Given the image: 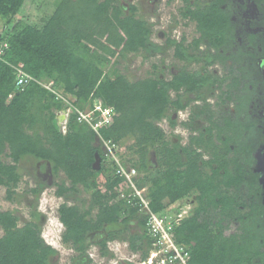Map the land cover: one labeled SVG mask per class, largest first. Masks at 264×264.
Listing matches in <instances>:
<instances>
[{"label":"trees","instance_id":"trees-1","mask_svg":"<svg viewBox=\"0 0 264 264\" xmlns=\"http://www.w3.org/2000/svg\"><path fill=\"white\" fill-rule=\"evenodd\" d=\"M26 1L0 0V42L6 43L0 56V186L7 197L15 195L24 163L42 162V170L49 167L55 176L63 172L69 181L54 184L55 194L65 200L58 216L64 226L61 240L74 251L70 264H91L89 250L95 245L103 256H112L108 243L115 240L128 242L146 260L153 241L147 216L139 205L119 198L130 184L117 172V161L107 158L106 140L117 146L124 167L137 169L135 182L147 188L152 212L173 213L171 205L194 197L191 213L174 226L176 241L189 248V264H264V191L260 173L252 169L257 161L253 150L263 133L249 115L239 119L248 114V85L254 83L246 81L244 72L233 76L231 70L227 77L208 72L220 54L200 50L205 38L218 50L232 27L220 7L223 0L196 9L184 0L183 15L197 22L201 36L188 46L166 41L163 49L174 47L175 57L186 64L170 79H130L119 68L130 55L159 50L151 40L152 23L138 15L136 5L57 0L38 25L15 19ZM193 63L201 71L187 68ZM19 70L32 77L20 86ZM216 87L222 89L221 102H235L236 118L224 115L214 121L218 113L207 99ZM96 100L114 109L112 122L97 130L79 121L76 112L93 109ZM194 100L203 104L182 122L192 132L188 142L176 135L168 138L159 122L168 118L174 128L173 112ZM65 110L69 119L63 132L58 114ZM203 114L210 122L204 129L198 121ZM130 137L132 143L124 145ZM124 149L135 157H126ZM46 185L39 181L29 189L35 201ZM80 186L90 192L89 199L81 197ZM33 206L22 225L15 212L0 209V264H54L58 250L42 236L44 215Z\"/></svg>","mask_w":264,"mask_h":264},{"label":"rangeland","instance_id":"rangeland-1","mask_svg":"<svg viewBox=\"0 0 264 264\" xmlns=\"http://www.w3.org/2000/svg\"><path fill=\"white\" fill-rule=\"evenodd\" d=\"M57 0H27L25 5L22 7L20 12L18 13L17 17L15 19H22L25 22H30L38 25H42L45 23L47 18L51 15L53 12L55 6H56ZM122 4L125 6L129 5H136L138 7V15H142L146 19H148L150 22H156L157 16H159L160 13V4L162 0H121ZM171 5H173V11L176 9L178 10V6H180L179 10L181 9V6H183L182 1L174 0L172 3H166L165 7L168 8ZM183 9V7H182ZM160 20V19H159ZM4 21V22H3ZM2 24H4L6 21L3 19ZM173 21V20H172ZM187 23L185 25L180 24L177 28L179 33H185L189 39H192L195 36H198L197 31L194 27V22L186 21ZM184 23V22H183ZM1 24V22H0ZM159 24L158 26H155V32L152 36V40L156 42L157 44L161 45L163 42V39L159 37L157 34L159 31ZM166 23H164V26ZM163 45V44H162ZM173 49H170L166 51L165 54H160L159 51H150V52H140L136 55H130L127 60H122L121 64L119 65L120 70L125 73L130 79H141L148 76H160L165 79H170L172 76L173 70L177 72V70H180L183 68L186 64L184 62L179 61L173 54ZM155 66V67H154ZM190 70H195L197 66L189 65L187 67ZM222 67H218L217 74L219 76H222L221 74L226 75L227 70L223 69ZM258 78V79H257ZM251 81L255 84V90L257 94H255V97H258L260 100L256 101L258 105H254L252 108V113L257 114L260 116L261 112L264 110V85L261 86L259 84V81H261V78H259L257 75L256 77L253 75L251 77ZM226 86H223L222 89H226ZM221 91L215 92L216 95H218ZM172 96H175V93L172 92ZM225 97V95L223 94ZM217 96V101L212 96L210 107L211 109L218 113L219 110L217 109L219 107L220 114L218 113L217 116L214 118V121L219 123L220 122V116L224 115H232L233 110L235 109V102L234 101H223L221 102L220 98ZM223 97V99H224ZM213 101L216 102V108L213 105ZM195 102H191L187 110L179 111L175 113L173 112L172 116L176 119L178 122L177 125L174 128L170 127L169 119L164 118L159 123L164 128L166 135L168 138H171V136H180L182 139V143L185 144L189 140V135L192 133L191 130H188L187 128L183 127L181 120L186 119L188 120V116L191 115L190 110L192 111V108L194 106ZM202 105V104H201ZM200 105V106H201ZM217 109V110H216ZM250 111V108L248 109ZM172 112V111H171ZM215 114V113H214ZM206 116L203 114L200 116V119L198 120L199 123L203 126V129L205 126H210V122L205 118ZM58 123L60 126V129L63 132L67 131V122L69 119L67 110L59 112L58 114ZM252 118V117H251ZM198 133V132H196ZM194 133V134H196ZM133 138H127L124 141V145L131 144ZM122 153L126 157H135V154L127 150H122ZM233 154V153H231ZM261 150H258L257 153V162L253 165L252 169L254 171L262 170L263 169V161L264 156L261 155ZM154 160H155V156ZM6 161H9L7 158ZM42 162H37L33 159H29L27 162L24 163L22 169H23V177L21 181L19 182V185L16 189L15 195H13L12 199L7 197L6 188L4 186H0V209L1 210H10L15 212L20 217V224L22 225L25 221L29 220L31 217V211L34 209V204H36V208L38 211L42 212L44 215V221L42 223V236L44 237L45 241L52 245L54 248L58 250V256L54 258V264H70L71 257L74 255V251L72 248L63 243L61 241V235L64 231V226L59 220L58 216V208L61 203H63L65 200L62 197H58L55 194L56 190V183H60L62 181L69 184V181L66 179L63 172H60L57 176H55L50 168H46V170H42L43 168ZM259 168V169H258ZM264 170V169H263ZM263 181H264V171L262 173ZM39 181L45 182L47 185L44 188L43 192H41V195L37 201H35L34 196L32 193L29 192V189L36 186ZM260 181V180H259ZM261 183V182H260ZM263 183V184H262ZM262 188L264 191V182H262ZM81 188V197L85 199H89L90 192ZM243 195L246 193L245 188L241 189ZM28 192V193H27ZM27 193V194H26ZM147 194V188L144 191V195ZM264 194V192H263ZM69 203L72 201H68ZM180 204L185 205V208L189 209V212L192 211L195 200L194 197L185 198L180 200ZM172 206L169 207L171 209ZM171 213V212H170ZM175 214V213H172ZM229 231V230H228ZM3 229L0 226V236L3 235ZM128 243L125 242H119L114 241L113 247L115 248L114 251L117 253L116 257L112 259V264H116L117 261H128L127 256H129L128 259L130 260H138L140 262V255H133L131 251L129 250V247H127ZM113 251V252H114ZM94 254V252H92ZM97 259V257H95ZM109 264V263H108ZM125 264V263H121Z\"/></svg>","mask_w":264,"mask_h":264},{"label":"flooded vegetation","instance_id":"flooded-vegetation-1","mask_svg":"<svg viewBox=\"0 0 264 264\" xmlns=\"http://www.w3.org/2000/svg\"><path fill=\"white\" fill-rule=\"evenodd\" d=\"M179 2L182 1L183 6H181V9L179 10L180 6H178V10L176 9L173 11L174 7L171 5L170 7L166 8L165 4L166 3H172L174 0H162L160 4V13L159 16H157L156 22H151L152 23V35H151V40L152 36L155 32L154 27L158 26L159 24V31L158 35L163 39V42L161 45L157 44L156 42H153L156 44L157 47H159V53L160 54H165L166 51L173 49L172 48H167L163 49L166 45V41L169 39L175 40L176 42H182L184 45L188 46L191 45L192 42L195 39L200 38L201 33L197 29V22L193 21L190 19V17H185L183 15V9L182 7L185 6V1L184 0H178ZM216 0H189L191 8L196 9L197 7L204 8L206 5L212 4V2H215ZM221 9L225 10L227 14L230 16V21H231V29L227 31V37L225 38L224 42L218 47V50L211 45V41L205 38L202 43H200V50L201 51H209L213 55H217V51L219 55V59L215 63L210 64L207 66V71L213 74H217V68L222 67L223 69L227 70V74H221V77H227L229 75V71L232 70L233 76H240L242 72H244L247 76H249L248 79H246L247 82L251 81V77L256 75L261 78V81H259V84L261 86L264 85V0H223L222 3H220ZM160 19V20H159ZM173 20V21H172ZM194 22V27L195 30L198 33V36L193 37L192 39H189V37L183 32L179 33L178 26L180 24L185 25L187 22ZM184 22V23H183ZM164 23L166 25L164 26ZM174 54V51H173ZM175 56V55H174ZM178 59V58H177ZM181 61L180 59H178ZM184 62V61H181ZM192 65L197 66L195 70L192 71H201V65L199 63H193ZM221 68V70H222ZM190 70V69H189ZM178 71V70H177ZM173 74L176 73V71L173 70ZM218 75V74H217ZM258 79V78H257ZM231 80V79H230ZM226 80L223 84L224 86L226 85L227 81ZM249 89L251 90V97H250V102L248 105V109L250 108V111L248 110V114L242 113L241 117L239 119H245L248 115L250 119L255 122V125H257L258 128H261L262 133H263V139L260 141V143L255 146V150H253V155L256 157L258 150H261L262 154L264 155V110L261 112L260 116H258L256 113H252V108L254 105H258L256 101L260 100L258 97H255L256 92L255 90V84L248 85ZM217 89L212 93L213 95H210L209 98L207 99L208 104L211 103L212 96L214 98L218 95L215 94V92L222 91V89ZM221 93V92H220ZM220 95V94H219ZM219 98V97H218ZM217 101V98H215ZM195 102L194 106L201 105L203 104L202 101L194 100ZM213 105L216 108V102L213 101ZM193 106V107H194ZM189 107V106H188ZM183 109V110H187ZM235 107V106H234ZM219 110L220 114V109L219 107L217 108ZM216 109V110H217ZM179 110V111H183ZM178 111V114H179ZM191 113V110H190ZM216 113V112H215ZM236 107L233 110V114L231 115L233 118H236ZM215 115V114H214ZM230 115V114H228ZM216 117V115H215ZM252 117V118H251ZM190 118V115L188 116V120ZM223 116H220V119L222 120ZM187 121L186 119L181 120V122ZM189 130V129H188ZM247 137V136H246ZM255 139L252 138L250 141L251 143H254ZM253 147V146H251ZM257 159V158H256ZM257 162V161H256ZM264 163V161H263ZM259 169V168H258ZM263 169L258 170L260 173V182L263 181ZM263 184V183H262ZM62 241V240H61ZM117 241V240H115ZM113 242L110 241L108 243V249L110 252L113 254L112 256H103L100 251V247L95 245L92 246L91 249L89 250V256L92 259L91 264H112V259H114L117 255L114 251L113 247ZM120 241H118L119 243ZM122 242V241H121ZM128 243V242H127ZM129 247V243L127 244ZM130 250V248H129ZM114 251V252H113ZM131 251V250H130ZM94 252V254L92 253ZM133 255H140V252H133L131 251ZM97 257V259L95 258ZM129 258V256H127ZM128 261H117L116 264H140L139 261L137 260H130Z\"/></svg>","mask_w":264,"mask_h":264},{"label":"built area","instance_id":"built-area-1","mask_svg":"<svg viewBox=\"0 0 264 264\" xmlns=\"http://www.w3.org/2000/svg\"><path fill=\"white\" fill-rule=\"evenodd\" d=\"M6 47V43L0 42V56L2 49ZM32 79V77L19 70L17 84L24 85L25 82ZM98 111L99 114L95 115ZM112 107H104L99 100L94 102V108L89 111H76L78 113L79 121H87L92 127L97 130L102 124L109 125L113 119ZM68 116H69V111ZM97 119V120H95ZM95 120V121H94ZM103 149L106 150V156L109 159L116 160L118 163L117 172L126 178L130 184V190L124 191L119 195L120 199H127L133 204L139 205L141 211L146 219V228L150 234L152 241V248L149 256L146 260L140 258V264H189L190 252L189 248L185 244H180L176 241L175 224H178L186 215L188 216V208L185 205L180 204L177 201L171 205L172 213L157 214L152 212L148 207V201L144 195L146 188H139L136 180L134 179L137 175V169L128 165L123 166L120 157L117 154V146L112 145L109 141H103Z\"/></svg>","mask_w":264,"mask_h":264},{"label":"water","instance_id":"water-1","mask_svg":"<svg viewBox=\"0 0 264 264\" xmlns=\"http://www.w3.org/2000/svg\"><path fill=\"white\" fill-rule=\"evenodd\" d=\"M264 156V155H263ZM100 163H101V157L100 155L97 153L96 154V159H95V162H94V168H100ZM263 169H264V164H263ZM263 203H264V194H263Z\"/></svg>","mask_w":264,"mask_h":264}]
</instances>
